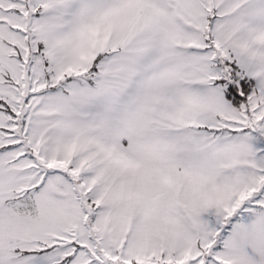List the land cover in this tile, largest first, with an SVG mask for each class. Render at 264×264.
I'll return each instance as SVG.
<instances>
[{"label": "snow or ice", "instance_id": "1", "mask_svg": "<svg viewBox=\"0 0 264 264\" xmlns=\"http://www.w3.org/2000/svg\"><path fill=\"white\" fill-rule=\"evenodd\" d=\"M0 264H264V0H0Z\"/></svg>", "mask_w": 264, "mask_h": 264}]
</instances>
